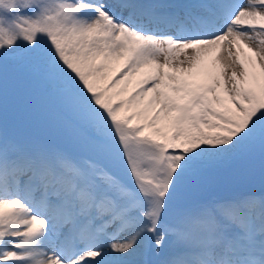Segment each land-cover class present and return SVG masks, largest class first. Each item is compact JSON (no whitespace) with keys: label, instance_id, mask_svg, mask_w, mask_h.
<instances>
[{"label":"snow or ice","instance_id":"obj_1","mask_svg":"<svg viewBox=\"0 0 264 264\" xmlns=\"http://www.w3.org/2000/svg\"><path fill=\"white\" fill-rule=\"evenodd\" d=\"M0 264H264V0H0Z\"/></svg>","mask_w":264,"mask_h":264}]
</instances>
